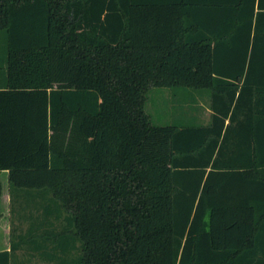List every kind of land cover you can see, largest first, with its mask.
<instances>
[{
    "label": "trees",
    "instance_id": "trees-1",
    "mask_svg": "<svg viewBox=\"0 0 264 264\" xmlns=\"http://www.w3.org/2000/svg\"><path fill=\"white\" fill-rule=\"evenodd\" d=\"M1 43L0 174L41 208L34 250L264 264V0H0ZM155 87L208 90L209 122L156 124Z\"/></svg>",
    "mask_w": 264,
    "mask_h": 264
},
{
    "label": "rangeland",
    "instance_id": "rangeland-1",
    "mask_svg": "<svg viewBox=\"0 0 264 264\" xmlns=\"http://www.w3.org/2000/svg\"><path fill=\"white\" fill-rule=\"evenodd\" d=\"M2 40V39H1ZM2 45V43L0 44ZM147 113L151 116V119L156 124H178V123H207L210 119L209 109V92L206 89H191V88H166L155 87L151 88L148 94V99L145 104ZM8 182V175L5 176ZM16 199L14 201L13 219L18 220L19 209L22 208V202L19 197L23 192L16 191ZM34 201L31 200V219L26 218L24 222L16 221V225H23L25 229L32 221L39 222L42 219L41 208H33ZM36 205V204H35ZM27 206V205H26ZM20 218H23L20 216ZM55 225L60 227L61 221H54ZM63 223V222H62ZM48 226H42L38 231V235H41L43 229H47ZM50 229V227H49ZM40 239H38V242ZM26 245V244H25ZM25 250L31 251V258L27 255L25 257V264H54V262L48 261L46 257L40 254L39 251L34 250V243H27ZM48 249L50 250L49 246ZM30 253V252H29ZM75 255L79 251H74ZM29 261V262H28Z\"/></svg>",
    "mask_w": 264,
    "mask_h": 264
},
{
    "label": "crops",
    "instance_id": "crops-1",
    "mask_svg": "<svg viewBox=\"0 0 264 264\" xmlns=\"http://www.w3.org/2000/svg\"><path fill=\"white\" fill-rule=\"evenodd\" d=\"M6 175H8V171H2L0 174L2 182V195L0 202L2 213V217L0 219V252L10 251L11 247L14 245L16 246V250L12 253V263L25 264L23 262L27 263V261H25V258H23L25 256L23 255H27L31 258V251L25 250L28 246L27 243L31 246V223L23 229V225H20V222L16 225V221L24 222V219L26 218L31 219V194H21V197L19 198L22 202V208H17L20 212L18 213L19 218L18 220L13 219L14 201L17 198V192H14L13 197L10 196L9 181L7 182V178H5ZM20 216L23 218H20Z\"/></svg>",
    "mask_w": 264,
    "mask_h": 264
}]
</instances>
